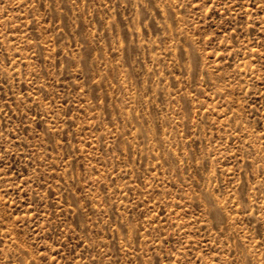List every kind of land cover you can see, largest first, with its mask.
I'll return each mask as SVG.
<instances>
[{
  "label": "rangeland",
  "instance_id": "1",
  "mask_svg": "<svg viewBox=\"0 0 264 264\" xmlns=\"http://www.w3.org/2000/svg\"><path fill=\"white\" fill-rule=\"evenodd\" d=\"M0 264H264V0H0Z\"/></svg>",
  "mask_w": 264,
  "mask_h": 264
}]
</instances>
